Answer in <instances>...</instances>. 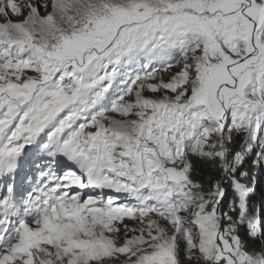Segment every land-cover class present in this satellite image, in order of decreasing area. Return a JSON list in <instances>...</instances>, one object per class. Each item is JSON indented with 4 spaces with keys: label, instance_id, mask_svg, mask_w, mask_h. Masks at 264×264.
<instances>
[{
    "label": "snow or ice",
    "instance_id": "6c2138e0",
    "mask_svg": "<svg viewBox=\"0 0 264 264\" xmlns=\"http://www.w3.org/2000/svg\"><path fill=\"white\" fill-rule=\"evenodd\" d=\"M264 0H0V264H264Z\"/></svg>",
    "mask_w": 264,
    "mask_h": 264
},
{
    "label": "rangeland",
    "instance_id": "374dc122",
    "mask_svg": "<svg viewBox=\"0 0 264 264\" xmlns=\"http://www.w3.org/2000/svg\"><path fill=\"white\" fill-rule=\"evenodd\" d=\"M257 176L259 177V183H256V189H258L259 192H261V196H260V200H261L262 198H264V170H260L257 173ZM259 186H261V189Z\"/></svg>",
    "mask_w": 264,
    "mask_h": 264
},
{
    "label": "trees",
    "instance_id": "16d2710c",
    "mask_svg": "<svg viewBox=\"0 0 264 264\" xmlns=\"http://www.w3.org/2000/svg\"><path fill=\"white\" fill-rule=\"evenodd\" d=\"M256 178H258V179L256 180V183H257V182L259 181V177L256 176ZM259 187H260V189H261V186H259ZM260 196H261V192H259V190L256 189V194H255V196L253 197L254 201L259 202V201H260Z\"/></svg>",
    "mask_w": 264,
    "mask_h": 264
}]
</instances>
